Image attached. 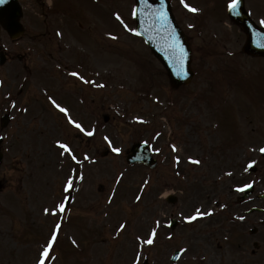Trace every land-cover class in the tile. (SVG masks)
Masks as SVG:
<instances>
[{
    "label": "rangeland",
    "instance_id": "obj_1",
    "mask_svg": "<svg viewBox=\"0 0 264 264\" xmlns=\"http://www.w3.org/2000/svg\"><path fill=\"white\" fill-rule=\"evenodd\" d=\"M23 1L31 34L48 32L35 44L28 37L13 44L0 28V42H5L9 53L8 62L0 66V81L5 78L0 84V120L11 101L5 95L16 99L7 129H1L0 121V133L8 146L0 169V264H35L57 224L61 229L46 264H144L146 257L148 264H221L228 257L220 246L223 236L241 231L236 225L226 229L229 225L220 216L224 213L212 207L233 185L236 188L254 178L250 174L239 177L259 155L252 139L258 134L260 120L254 114L264 104V80L262 84L257 81L264 77V60L241 57L242 81L237 85L239 70L227 68L234 69L231 53L239 51L243 41L239 28L230 21L217 24L208 19L205 25L198 21L204 14L198 6L211 7L212 1L186 0L199 9L193 13L181 0H173L181 22L187 28L192 26L194 68L198 71L189 86L173 88L160 62L131 31L133 0H100L99 5L82 0L83 10L93 3L84 17L93 16L94 11L97 21L100 19V23L80 20L90 31L76 30L74 14H67V9L47 11L48 16L42 17V0ZM43 1L45 5L54 2ZM64 1L70 6L76 0ZM254 3L264 12V0ZM117 13L123 23L116 19ZM57 25L63 28L62 38L52 29ZM71 36L81 45L76 50L79 54L64 48ZM29 45L37 50L29 52ZM19 55H26L31 77L28 88L17 96L25 77L24 69L17 65ZM255 63L262 65V74ZM249 70L260 77L249 76ZM71 72L96 84L83 83ZM48 87L60 90L51 94ZM49 94L94 134L88 136L69 124L64 113L52 105ZM104 115L110 117L106 123ZM105 137L112 141L111 146ZM139 139L154 146L159 159L156 169L127 165L126 151ZM57 141L67 143L77 160L63 152ZM172 145L179 151H172ZM112 147L122 152L117 155ZM107 148L109 153L101 156ZM189 157L201 163L192 167ZM239 163L246 166L240 174ZM259 166L263 169L258 176L262 188L264 162ZM228 170L235 174L228 176ZM219 176L218 184L214 183ZM69 178L74 184L73 200L71 209L63 213L58 205L69 193L65 191ZM170 194L177 195L178 203L165 200ZM137 196L142 199L137 201ZM197 205L210 206L206 211L213 216L187 222L184 216L192 215ZM45 208L56 214L45 213ZM171 217L179 220L175 230L169 228ZM157 220L161 226L154 245L140 244L137 238H147ZM122 223L126 224L124 230H120ZM176 249L186 251L172 263L170 257Z\"/></svg>",
    "mask_w": 264,
    "mask_h": 264
},
{
    "label": "water",
    "instance_id": "obj_2",
    "mask_svg": "<svg viewBox=\"0 0 264 264\" xmlns=\"http://www.w3.org/2000/svg\"><path fill=\"white\" fill-rule=\"evenodd\" d=\"M164 9L167 12L168 22L175 33L177 42L184 43V37L180 34L178 29L172 23V17L170 8L165 0H136V20L138 32L143 35L150 43L153 51L158 54L159 58L165 62V59L160 55L161 48L165 46L162 44V34L166 28V24L162 23L157 17V10ZM239 11V10H238ZM242 11V10H241ZM243 12V11H242ZM22 16L20 6L17 0H7L3 5H0V22L10 32L12 36H17L22 32V25L20 18ZM233 19L238 23H245L243 15L239 17L237 9L233 13ZM186 46H188L186 42ZM252 47V46H251ZM256 52L257 50H253ZM174 67L169 68L170 77L174 84L178 85L182 82H188L192 77V71L190 69V60L186 58H178L176 55L173 57ZM129 162L144 161L150 162L152 166L155 165V161L150 159L148 150L143 145H135L133 147V153L128 157Z\"/></svg>",
    "mask_w": 264,
    "mask_h": 264
},
{
    "label": "snow or ice",
    "instance_id": "obj_3",
    "mask_svg": "<svg viewBox=\"0 0 264 264\" xmlns=\"http://www.w3.org/2000/svg\"><path fill=\"white\" fill-rule=\"evenodd\" d=\"M7 2V0H0V5H3ZM239 2L240 0H231V2L229 3L228 7L231 11H235L236 8L238 7L239 5ZM181 3L183 4V6L188 9L190 12H193V13H197L199 11V9H197L196 7H193L191 6L190 4L186 3V0H181ZM133 14L135 15L136 14V11L133 10ZM157 17L158 19L164 23V24H167L168 22V16H167V12L164 10V9H160V10H157ZM116 19L118 21H120L121 23H123V20L120 16L119 13L116 14ZM261 23H264V21H261ZM126 28L128 27L126 24L124 25ZM131 31L135 32L134 29H131ZM111 35V34H110ZM113 39H115L116 37H112ZM181 56H183V49L181 48ZM71 76L73 77H76L78 78L80 81H82L83 83H86V84H96L95 81H91L89 79H86L85 76L81 75L79 72H71L69 73ZM98 87H104V85H97ZM48 99L50 100V102L52 103V105L58 109L61 113H64V115L66 116L67 120H68V123L73 125L76 129H79L81 132H85L86 135L88 136H92L94 134L93 131H87L81 123H79L78 121H76L75 119L72 118V116L70 115V112H69V109L66 108V107H63L60 103H58L53 97L49 96ZM26 111V109H25ZM138 122L140 123H145V121L143 120L142 117H136L135 118ZM105 140L108 141V144L111 146L112 145V141L108 138V137H105ZM147 143V142H146ZM57 144L59 146V148L69 154L71 156V158L73 160H77V157L76 155L73 153V150L71 149V147L67 144V143H63L61 141H57ZM172 151L176 152V151H179V149L177 148L176 145H172ZM112 151L114 153H116L117 155H119L121 152H122V149L119 148V147H112ZM259 152L260 153H264V147H261L259 149ZM85 159H88V157H85ZM189 160L191 163H194V164H199L201 163L200 160L198 159H194L192 157H189ZM180 162V157L177 156L176 157V163L179 164ZM256 164V161H251L247 167L245 168V171H248V169L252 168L254 165ZM228 175H232V173H228ZM123 177V173L120 174V178ZM117 179V183H119V179ZM80 179H83V176H80ZM145 183L147 184L148 181H145ZM74 186L73 184V180L71 178H69L67 180V184H66V187H65V191H68L70 190L72 187ZM252 187V184L249 183V184H245L243 185L242 187H238L236 190L239 191V192H243L245 189L247 188H251ZM137 201L141 200L142 197L141 196H137L136 197ZM109 202L111 203V200H109ZM58 208L61 212L63 211H66V205L62 202L58 205ZM44 212L47 213V214H56L54 212V210L52 209H48V208H45L44 209ZM212 215V212L211 211H204L202 210L201 208L197 207L194 211V214L192 215H189V216H184V219L191 223L192 221H196L198 218H203L205 216H210ZM241 219H243V217H241ZM161 226V221L157 220L155 222V227H153L150 231V234L148 235L147 238H142V237H138V241L140 244H143V245H148V246H152L154 245L155 243V240L157 238V235H158V228ZM56 230L57 231H54L52 233V236H51V240L48 242L47 246L43 249V251L40 253L39 255V258L37 260V264H46V261L48 259H50V251L53 249V244L57 241L58 239V231L61 229V225L60 224H57L56 226ZM126 228V224H121L120 225V230H124ZM171 238V237H170ZM75 243V241H73ZM186 251V250H184ZM137 261L139 260V257L136 258ZM177 259H179V257H177Z\"/></svg>",
    "mask_w": 264,
    "mask_h": 264
},
{
    "label": "flooded vegetation",
    "instance_id": "obj_4",
    "mask_svg": "<svg viewBox=\"0 0 264 264\" xmlns=\"http://www.w3.org/2000/svg\"><path fill=\"white\" fill-rule=\"evenodd\" d=\"M251 223V222H249ZM259 225V226H258ZM255 231V237L257 240H255V243L257 244V247L259 248V251L262 249L264 244V223L258 224Z\"/></svg>",
    "mask_w": 264,
    "mask_h": 264
}]
</instances>
